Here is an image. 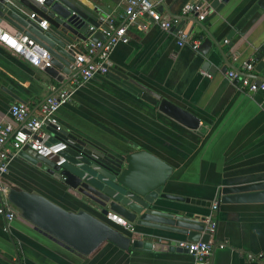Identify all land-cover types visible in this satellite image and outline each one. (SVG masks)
Masks as SVG:
<instances>
[{
	"label": "crops",
	"instance_id": "1",
	"mask_svg": "<svg viewBox=\"0 0 264 264\" xmlns=\"http://www.w3.org/2000/svg\"><path fill=\"white\" fill-rule=\"evenodd\" d=\"M90 1L100 3V17L111 15L117 20L122 12L120 0ZM256 1L228 0L207 19L203 28L218 47L211 43L203 54L197 50L198 36L206 34L194 22L199 21L195 14L181 18L188 40L198 41L194 50L187 44L178 46L172 30H160L141 17L127 28L128 42L116 44L110 53L112 66L122 67L150 93L197 116L196 130L176 124L103 76L79 85L54 113L62 129L113 154L143 148L170 164L172 173L164 192L205 205L168 200H158L159 204L188 216H211L215 227L209 240L217 245L207 264H264V257L247 258V254L264 255V200L219 203L215 210L210 209L220 186L264 182L263 95L249 93L238 79L227 77V71L241 73L242 63L253 62L254 47L264 41V8L242 19ZM199 2L162 0L160 13L177 16L186 3ZM198 12L203 19L208 16L207 10ZM0 28L13 30L6 24ZM262 74L263 70L253 68L248 75L261 78ZM61 78L57 81L0 44V122L11 121L9 106L14 102L25 104L30 115H37L43 99L62 87L68 75L61 74ZM46 131L52 139V131ZM7 160L1 178L36 191L65 209L83 208L97 215L84 200L66 194L64 186L39 167L17 155H9ZM134 229L140 240L160 248L141 245L122 250L104 242L90 255L79 256L20 218L7 224L0 216V264H203L194 262L185 250L169 247L171 240H186L184 235L144 226Z\"/></svg>",
	"mask_w": 264,
	"mask_h": 264
},
{
	"label": "water",
	"instance_id": "2",
	"mask_svg": "<svg viewBox=\"0 0 264 264\" xmlns=\"http://www.w3.org/2000/svg\"><path fill=\"white\" fill-rule=\"evenodd\" d=\"M227 1L200 0L197 4L201 10L208 12L205 19H193L206 34L205 37L201 34L198 36L201 42L197 50L202 54L211 43L218 47L203 28V24L218 13ZM261 2L262 0L256 1L242 19L254 16V11L259 13L263 10L264 5ZM18 3L23 5L22 10ZM100 7V3L90 0H44L40 6L29 0H0V25L6 24L29 35L40 49L50 55L51 65L43 71L57 81H61V74L68 75V82L73 76L68 66L73 61L74 53L78 52L79 42L85 41L89 35L88 39L91 41L103 38L99 31L91 33L87 29L90 25L97 26ZM160 9L161 5L157 6L159 12ZM25 10L33 12L34 17L28 18ZM42 19L47 22L45 28H40L37 24ZM253 54L254 69L260 72L264 69V41L254 47ZM223 67L226 68L227 65ZM103 77L146 101L176 124L188 130L198 128L197 116L164 97L150 93L142 84L128 76L122 67L111 65ZM259 80L260 77H257L256 81ZM61 132L75 140L70 150H81L86 165H90L87 152L96 153L98 158L93 162L99 165V169L92 178L81 179L83 172H92L86 165L76 167L71 159L60 166H54L56 158L40 157L25 147L17 151L16 155L60 182L66 194L77 200H84L87 207L98 216L83 208L65 209L36 191L27 190L1 178V185L5 188V200L12 205L17 218L28 223L34 231L79 256L90 255L104 242L122 250L136 249L141 245L144 248L153 246L155 250L160 248L159 244L152 245L148 240H140L134 226L182 234L187 241L209 240L205 215L188 216L184 212L173 211L170 207L159 204L158 200H168L205 205L198 200L164 192L172 173L170 164L143 148L113 154L64 129ZM101 177H106V180L102 181ZM263 200L264 182L259 181L220 186L215 202L218 205ZM108 212L126 220L131 225V230L106 220ZM211 244L213 250L217 244L214 240H211ZM168 245L174 248L175 241L171 240Z\"/></svg>",
	"mask_w": 264,
	"mask_h": 264
},
{
	"label": "built area",
	"instance_id": "3",
	"mask_svg": "<svg viewBox=\"0 0 264 264\" xmlns=\"http://www.w3.org/2000/svg\"><path fill=\"white\" fill-rule=\"evenodd\" d=\"M8 1V0H5ZM37 6L42 5L44 0H29ZM162 0H120L122 12L117 20L111 15L98 17L96 19L97 26H88V30L93 33L99 31L103 36L102 39L91 41L87 39L80 41L78 44V52L74 53L73 61L69 64L70 72L73 76L62 87L46 96L38 107L37 115H30L28 107L19 102H14L9 106V115L11 121L0 122V179L7 170L8 156L16 155L17 151L25 147L33 151L36 155L47 159L56 158L53 162L54 166H60L70 159L76 167H84V154L81 150L75 154L67 156L66 153L70 147L75 144V140L68 135L62 134V127L57 122L54 113L56 110L66 103L71 97L74 90L82 83L97 76H103L111 66L110 53L113 47L119 43H127L129 40L127 28L133 24H137L141 17H145L152 25L157 26L160 30H172L176 37L178 46L187 44L191 49H196L198 41L196 39L188 40V34L181 24L183 16H192L200 21L204 15L199 13V6L194 3H186L180 9L177 16H162L157 10V6ZM21 10L23 5L19 4ZM28 18L32 19L34 13L28 10L24 11ZM40 28H45L47 22L45 19L38 23ZM146 28V25H141ZM0 44L10 49L15 54L22 57L32 66L41 70L50 67V55L47 51L40 49L34 40L27 34L13 29L3 30L0 28ZM254 68V62H244L241 64L238 73L235 70L227 71V77L230 79H238L239 86L249 93L259 92L262 96V109L264 110V69L260 80L249 76ZM49 128L52 131L53 138L49 137ZM98 157L96 153L87 152V159L90 165H86L91 174L83 172L81 179L92 178L93 174L99 169V165L93 161ZM102 181L106 177H101ZM5 188L0 181V216L7 224L17 217L12 205L5 200ZM210 209H216V202L210 204ZM106 220L110 223L118 225L123 229L131 230V225L116 214L108 212ZM207 223L206 230L209 236L212 235L215 222L211 216L205 217ZM221 247V245H219ZM175 247L183 249L188 253L196 263L207 264L212 252L211 240L208 241H187L176 240ZM264 255L261 253L254 255L247 254L249 260L262 259Z\"/></svg>",
	"mask_w": 264,
	"mask_h": 264
},
{
	"label": "trees",
	"instance_id": "4",
	"mask_svg": "<svg viewBox=\"0 0 264 264\" xmlns=\"http://www.w3.org/2000/svg\"><path fill=\"white\" fill-rule=\"evenodd\" d=\"M75 153H76V151L68 150L67 153H66V155L69 157V156H71V155H73Z\"/></svg>",
	"mask_w": 264,
	"mask_h": 264
}]
</instances>
